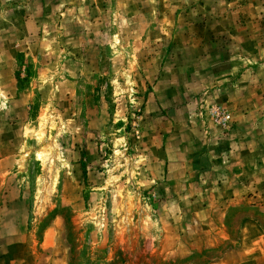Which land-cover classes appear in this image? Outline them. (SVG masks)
<instances>
[{
	"label": "rangeland",
	"instance_id": "obj_1",
	"mask_svg": "<svg viewBox=\"0 0 264 264\" xmlns=\"http://www.w3.org/2000/svg\"><path fill=\"white\" fill-rule=\"evenodd\" d=\"M0 156L66 264H264V0H0Z\"/></svg>",
	"mask_w": 264,
	"mask_h": 264
},
{
	"label": "crops",
	"instance_id": "obj_2",
	"mask_svg": "<svg viewBox=\"0 0 264 264\" xmlns=\"http://www.w3.org/2000/svg\"><path fill=\"white\" fill-rule=\"evenodd\" d=\"M7 165L8 158L0 156V264H33L41 253L44 264H66L63 240L51 225L43 241L34 244L35 229L26 222L25 201Z\"/></svg>",
	"mask_w": 264,
	"mask_h": 264
},
{
	"label": "built area",
	"instance_id": "obj_3",
	"mask_svg": "<svg viewBox=\"0 0 264 264\" xmlns=\"http://www.w3.org/2000/svg\"><path fill=\"white\" fill-rule=\"evenodd\" d=\"M230 118V114H224L222 117H221V121L223 122H226L228 119Z\"/></svg>",
	"mask_w": 264,
	"mask_h": 264
}]
</instances>
